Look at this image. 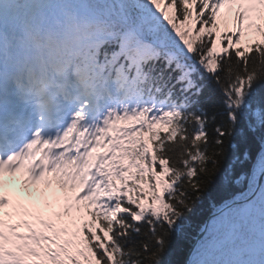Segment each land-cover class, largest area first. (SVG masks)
I'll list each match as a JSON object with an SVG mask.
<instances>
[{
  "label": "snow or ice",
  "instance_id": "snow-or-ice-1",
  "mask_svg": "<svg viewBox=\"0 0 264 264\" xmlns=\"http://www.w3.org/2000/svg\"><path fill=\"white\" fill-rule=\"evenodd\" d=\"M4 2L0 264H168L217 182L190 264H264V0H99L19 44Z\"/></svg>",
  "mask_w": 264,
  "mask_h": 264
},
{
  "label": "trees",
  "instance_id": "trees-1",
  "mask_svg": "<svg viewBox=\"0 0 264 264\" xmlns=\"http://www.w3.org/2000/svg\"><path fill=\"white\" fill-rule=\"evenodd\" d=\"M231 152L229 150V158ZM227 163V160L224 161ZM218 181V177H217ZM237 188H229L227 190L219 187L218 182L213 183L208 191L204 195V199L202 202L197 204L196 209L193 213H191L185 220L183 224V231L177 235H173L172 237V246L169 253L166 255L165 260L168 264H182L183 257L187 248L189 247L192 238L194 237L196 231L199 228L204 217L217 209L222 203L235 191H238ZM215 222V218H213L209 223L210 226ZM207 226V227H208ZM205 234V233H204ZM204 238V235L198 240L196 243L194 252L199 245V242ZM193 252V255H194ZM192 255V257H193ZM192 259V258H191Z\"/></svg>",
  "mask_w": 264,
  "mask_h": 264
},
{
  "label": "water",
  "instance_id": "water-1",
  "mask_svg": "<svg viewBox=\"0 0 264 264\" xmlns=\"http://www.w3.org/2000/svg\"><path fill=\"white\" fill-rule=\"evenodd\" d=\"M214 215H217V211H216L215 213H213V216H214ZM206 221H207V219L204 220V222H203V224H202V228H201V230L199 231V233L197 234L196 238L199 237V236L201 235V233H202V231H203V229H204V227H205ZM192 246H193V244H192L191 247L187 250L186 255H185V258H184V261H183V264H187L188 259H189V256H190V253H191V250H192Z\"/></svg>",
  "mask_w": 264,
  "mask_h": 264
},
{
  "label": "rangeland",
  "instance_id": "rangeland-1",
  "mask_svg": "<svg viewBox=\"0 0 264 264\" xmlns=\"http://www.w3.org/2000/svg\"><path fill=\"white\" fill-rule=\"evenodd\" d=\"M37 5L38 4H34L33 6L36 8L37 7ZM41 9H44L45 8V6L44 5H41V6H39Z\"/></svg>",
  "mask_w": 264,
  "mask_h": 264
},
{
  "label": "bare ground",
  "instance_id": "bare-ground-1",
  "mask_svg": "<svg viewBox=\"0 0 264 264\" xmlns=\"http://www.w3.org/2000/svg\"><path fill=\"white\" fill-rule=\"evenodd\" d=\"M18 26V25H17Z\"/></svg>",
  "mask_w": 264,
  "mask_h": 264
}]
</instances>
